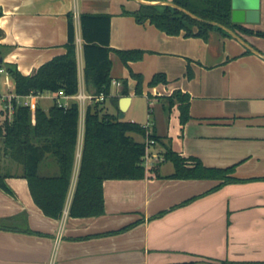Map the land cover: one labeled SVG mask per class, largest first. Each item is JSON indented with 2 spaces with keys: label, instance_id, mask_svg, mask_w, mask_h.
<instances>
[{
  "label": "crops",
  "instance_id": "crops-1",
  "mask_svg": "<svg viewBox=\"0 0 264 264\" xmlns=\"http://www.w3.org/2000/svg\"><path fill=\"white\" fill-rule=\"evenodd\" d=\"M76 5L79 9V0H0L4 67L11 64L23 74H34L40 65L65 53L68 15L74 14ZM79 12L109 13L95 9L92 2ZM113 24L111 18V47L156 53L152 61L146 54L141 61H129L135 73L146 77L164 72L169 78L153 92L147 88L141 93L149 104L157 103L148 108L158 136L155 154L149 158L154 166L146 168L143 178L106 179L103 214L70 216L84 135L85 108H80L72 183L63 214L53 218L35 203L28 180L21 176L22 165L2 157L0 171L8 174L6 182L13 194L0 188V223L6 226L0 228V264H50L53 256L54 264H264V36L237 30L257 50L253 51L216 29L205 40L184 33L170 35L147 22L143 26L151 39L142 47L125 48L114 43ZM241 25L264 31V0H260L259 20ZM75 27L79 76L84 82L79 20L75 19ZM114 54L111 51L112 61ZM124 70H111L113 81L121 85L112 83L110 96H118L120 103L126 96L122 93L126 80L129 110L137 80ZM0 84L15 88L9 73L0 76ZM82 86L94 93L85 83ZM176 89L190 94V118L185 123L178 104L168 108L166 96ZM110 104L106 111L116 112L111 100ZM166 146L185 158L188 166L196 159L213 168L234 165V175L242 180L216 187L221 179L172 177L175 165L166 166ZM57 170L55 158L47 155L41 173ZM138 221L124 232L107 234Z\"/></svg>",
  "mask_w": 264,
  "mask_h": 264
},
{
  "label": "trees",
  "instance_id": "trees-1",
  "mask_svg": "<svg viewBox=\"0 0 264 264\" xmlns=\"http://www.w3.org/2000/svg\"><path fill=\"white\" fill-rule=\"evenodd\" d=\"M172 1L201 19L165 4L141 3L137 10L124 9V13L134 15L139 23L149 22L170 35L184 33L186 36L207 40L210 31L216 29L230 36L224 28L207 22L211 20L235 31L264 36V31H254L232 21V0ZM2 14L0 7V17ZM111 18L110 13H80L84 82L87 87L94 89L93 94H104V98L88 102L85 107L83 143L76 185L69 206L70 216H97L105 212L103 183L106 179L145 177L146 145L145 142L136 140L131 133L150 134L158 139L153 130L148 132L141 123L121 118L119 97L110 96L113 81L111 51H115L127 65L129 61L140 59L144 54L141 49L111 47ZM1 48L0 42V68L4 66ZM65 48V53L56 55L40 65L34 74H23L17 67L7 65L5 68L14 79L16 92L29 94L63 90L67 95L77 94L80 89V76L75 17L72 12L68 15V38ZM131 75L137 80L136 93H143V75L132 70ZM188 76H192L190 68ZM161 82L168 83L164 72L155 73L149 85L155 86ZM123 84L125 87L122 93L128 95L127 81ZM107 98L112 101L116 112L104 111L103 103ZM166 100L168 108L178 104L182 123L190 118L189 93L176 89L166 96ZM79 118V103L72 100L68 106L55 103L48 111L40 104L35 110L30 106L19 105L12 121L0 120V160L2 157H8L22 165L21 176L28 180L35 203L46 215L53 218H59L63 214L71 187L79 140ZM163 154L165 159L171 160L175 165V171L170 175L172 177L221 179L216 187L242 180L234 175V165L213 168L194 159V165L188 166L186 159L168 146ZM47 155L55 158L58 165L56 173H41L40 165ZM154 170L157 171L158 167L155 166ZM7 175L0 171V188L13 194L6 182ZM138 223L139 221L131 223L107 234L124 232ZM4 227L6 226L0 223V228Z\"/></svg>",
  "mask_w": 264,
  "mask_h": 264
},
{
  "label": "rangeland",
  "instance_id": "rangeland-1",
  "mask_svg": "<svg viewBox=\"0 0 264 264\" xmlns=\"http://www.w3.org/2000/svg\"><path fill=\"white\" fill-rule=\"evenodd\" d=\"M90 2H92V4H94L95 9L108 11L109 13H111L112 20L114 21V24H113L114 43H116L118 45L127 46L125 48L137 47L138 45H139L138 47H142L143 45H145V43H147L148 40L151 39V38H149V37H152L149 34L150 31H146L143 24L139 23L134 15L124 13V9L131 10V11L137 10V6H140V4H141L139 2V0H79V9L82 10L83 5L85 3H90ZM153 27H156V26L151 24L150 28H153ZM153 43H154V41H153ZM121 48L122 47L117 46L114 49H121ZM122 49H124V48H122ZM145 54L147 56L151 57V61L154 58L153 56L156 55V53L148 51V52L144 53L142 58L137 59L135 61H137V62L141 61L145 57ZM112 59H113V61H112V67L113 68L111 69L112 72H114V71L118 72V71L124 70V68L126 67L127 73L126 72L125 73L128 75V77L132 76L131 70L133 72H134V70L132 68H130L127 64H124L123 60L120 57H118L117 54H114ZM146 69H148V68H146ZM155 73H158V72H154L151 75L149 74V76H146V77H144V75H143L144 79H143L142 84H143V91L144 92L147 90V88L151 89V92H153V89H152L153 87H156L158 85L167 84V83L161 82L155 86H150L149 81L152 79V77L154 76ZM166 76H167V74H166ZM167 79L169 81L168 76H167ZM170 80H172L173 82L177 81V80L174 81L173 78H170ZM80 83L83 84L85 82H83V80H82ZM87 88L93 90L92 87H87ZM161 89H159V90H161ZM48 95L49 94H45L40 99V103H41V106L43 108H48L53 103V100L50 97H48ZM150 100H151V98H150ZM149 105L150 106H156L157 103H152V101H151L149 104L148 97H147V95H145V93L144 94L136 93L134 95V100H133L131 108L129 110L125 111L124 119L129 120V121H136L138 123H141L142 125H145L148 122ZM109 107L112 108L111 104H110V100L105 101L103 103L104 111H106L107 110L106 108H109ZM131 134L136 140L138 139V141L145 142L146 150H148V152H150V154H155L156 149L154 148V145L157 142V138L151 136L150 134L142 135V134L137 133V132H133ZM141 138H143V139H141ZM171 162H172L171 160H168L166 162V164H167L166 166L172 165ZM5 164H6V161H5ZM144 164H146V163L144 162ZM151 166H154V164L150 163L148 167L150 168Z\"/></svg>",
  "mask_w": 264,
  "mask_h": 264
},
{
  "label": "built area",
  "instance_id": "built-area-1",
  "mask_svg": "<svg viewBox=\"0 0 264 264\" xmlns=\"http://www.w3.org/2000/svg\"><path fill=\"white\" fill-rule=\"evenodd\" d=\"M74 17L76 20L80 18V12L78 6L76 5L74 8ZM3 73H8L6 68L3 66L0 68V76ZM112 83L116 85H121V81L114 80ZM44 94H49L54 100V104L57 103L59 106H68L70 103L69 100H76L79 103L80 108H85L88 102L93 100H101L104 98V94L95 95L93 93H87L84 90V87H81L79 92L75 95H67L60 90L59 92H49V93H34L31 92L29 94H19L16 92L15 88H4L0 84V120L7 119L8 121H12L14 117V112L19 105L30 106L32 110H35L37 105L39 104L40 98L44 96ZM154 125V121L152 117H148V122L144 125L148 132L152 131V127ZM151 154L146 150L144 162L146 163V167L149 166V158ZM64 221L59 227V231L56 236V242L58 243L62 238ZM50 264H54V256L51 259Z\"/></svg>",
  "mask_w": 264,
  "mask_h": 264
},
{
  "label": "water",
  "instance_id": "water-1",
  "mask_svg": "<svg viewBox=\"0 0 264 264\" xmlns=\"http://www.w3.org/2000/svg\"><path fill=\"white\" fill-rule=\"evenodd\" d=\"M141 3H147V4H165V5H170L176 9H179L190 16L201 19L199 16L191 12L190 10L176 4L172 0H164V1H158V2H148L145 0H139ZM232 21L234 23H251V22H256L259 20L260 16V0H232ZM208 23L213 24V25H218L222 28H224L231 36L235 37L237 40L241 41L245 46H247L249 49H252L253 51L255 50L252 46H250L239 34L237 31H235L232 28H229L219 22L216 21H211L207 20ZM1 60L3 58L1 57ZM131 101V96L126 95L123 96L120 99V117L124 118L125 116V111L128 108L129 102Z\"/></svg>",
  "mask_w": 264,
  "mask_h": 264
}]
</instances>
